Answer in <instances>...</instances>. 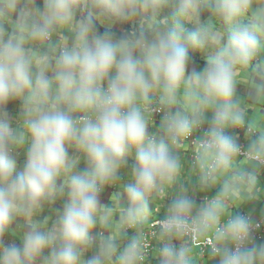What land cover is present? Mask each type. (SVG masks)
Wrapping results in <instances>:
<instances>
[{"label": "clouds", "instance_id": "9594fccd", "mask_svg": "<svg viewBox=\"0 0 264 264\" xmlns=\"http://www.w3.org/2000/svg\"><path fill=\"white\" fill-rule=\"evenodd\" d=\"M257 113L264 0H0V264H264Z\"/></svg>", "mask_w": 264, "mask_h": 264}, {"label": "crops", "instance_id": "0c3cea01", "mask_svg": "<svg viewBox=\"0 0 264 264\" xmlns=\"http://www.w3.org/2000/svg\"><path fill=\"white\" fill-rule=\"evenodd\" d=\"M103 28V26H101ZM115 27V28H114ZM111 30L113 29H118V25L114 26ZM104 29V28H103ZM118 37V36H117ZM197 55H200L201 58H204V54L200 53V52H196ZM193 65V64H192ZM194 68L191 66H189V71L193 70ZM247 95V91H242L240 96L246 97ZM257 116V114L254 115V117ZM253 117V118H254ZM211 118V116L209 115V119ZM206 125V124H205ZM248 141V140H247ZM189 148L186 146L185 150H188ZM262 176V177H261ZM261 178L263 179V182L261 183V186L264 187V175L261 174ZM218 190H219V186H217ZM208 195H214V190H212L211 192L208 193ZM205 194L204 193H196L195 194V199L197 200V203H201L203 202ZM245 205L242 209L241 206ZM238 209H234L235 213H251L253 214L256 218H261L264 216V195H261L258 199L253 200V201H248L244 204H242ZM164 212H166L165 209H163ZM262 244V243H261ZM260 245V244H258ZM257 245V246H258Z\"/></svg>", "mask_w": 264, "mask_h": 264}, {"label": "rangeland", "instance_id": "374dc122", "mask_svg": "<svg viewBox=\"0 0 264 264\" xmlns=\"http://www.w3.org/2000/svg\"><path fill=\"white\" fill-rule=\"evenodd\" d=\"M192 57H193V68L195 70H200L202 69L205 65H206V57L204 55V58H200L199 55H197V53H192ZM237 91H238V95H241L242 91H247L246 88L243 86V85H238L237 86ZM210 115V114H209ZM154 119L156 120L157 124L159 123V118L158 117H154ZM254 119L257 121V122H261V121H264V115L260 114V113H257V116L254 117ZM18 161L19 163L23 164V161H24V156L21 157V159L18 158ZM84 167V164H81L80 165V168L83 169ZM23 168V167H22ZM22 171V170H20ZM261 174L264 175V169L261 170ZM261 176V175H260ZM262 177V176H261ZM260 177V182H263V179ZM214 190V194L218 191V188H215L213 189ZM245 205H242L241 206V209L244 207ZM48 214L50 215H54L55 217V212H48ZM51 223V221H50ZM7 239V240H6ZM4 243L7 245L9 243H15L17 244L18 246H20L22 244V241L18 238V235L17 236H13L11 234H7L5 236V239H4Z\"/></svg>", "mask_w": 264, "mask_h": 264}, {"label": "trees", "instance_id": "16d2710c", "mask_svg": "<svg viewBox=\"0 0 264 264\" xmlns=\"http://www.w3.org/2000/svg\"><path fill=\"white\" fill-rule=\"evenodd\" d=\"M175 7H176V5L173 4V5L169 8V14H171L172 12H174ZM187 27L189 28V30H193V26H192V25H187ZM130 32H131V31L129 30V33H130Z\"/></svg>", "mask_w": 264, "mask_h": 264}]
</instances>
